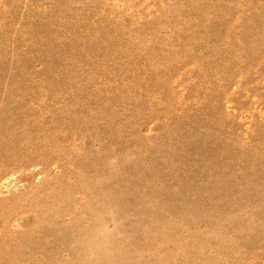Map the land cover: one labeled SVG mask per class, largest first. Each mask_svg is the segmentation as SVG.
<instances>
[{
	"label": "rangeland",
	"instance_id": "obj_1",
	"mask_svg": "<svg viewBox=\"0 0 264 264\" xmlns=\"http://www.w3.org/2000/svg\"><path fill=\"white\" fill-rule=\"evenodd\" d=\"M0 264H264V0H0Z\"/></svg>",
	"mask_w": 264,
	"mask_h": 264
}]
</instances>
